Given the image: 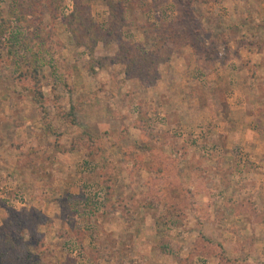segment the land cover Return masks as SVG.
Listing matches in <instances>:
<instances>
[{"label":"rangeland","instance_id":"1","mask_svg":"<svg viewBox=\"0 0 264 264\" xmlns=\"http://www.w3.org/2000/svg\"><path fill=\"white\" fill-rule=\"evenodd\" d=\"M79 1L0 0V264H264V0Z\"/></svg>","mask_w":264,"mask_h":264},{"label":"trees","instance_id":"2","mask_svg":"<svg viewBox=\"0 0 264 264\" xmlns=\"http://www.w3.org/2000/svg\"><path fill=\"white\" fill-rule=\"evenodd\" d=\"M74 1V4H73V12L71 13V22L73 25H76V24H79L80 27H81V31H84V29H86V31H84L86 34H94L95 36V42H97L98 39H103L102 37H107L109 35V33H113L114 34V26H116L115 23H111V27H108L109 28V31L106 33V30L104 31H101L99 29H97L95 26H94V23L92 22V19L89 15L87 14H84L83 12L79 11L80 10V1L79 0H73ZM41 4V5H40ZM125 4H127V2L125 3H121V2H117V3H111L109 2L108 3V7H109V11L113 14L114 17H116L115 19H117L118 21H122L123 19V9H125ZM51 5V8L49 7ZM61 5V2L60 0H34V4L32 6L33 9H37V7L39 6L41 9H46L48 11V13L51 15V18H55L56 17V13L58 11V8L60 7ZM82 10V9H81ZM33 14V13H32ZM37 15L38 18H41L42 16V12L41 13H38V14H35ZM116 20V21H117ZM1 21H4V20H1ZM4 23V22H3ZM71 24V25H72ZM112 26L114 27L112 29ZM83 28V30H82ZM128 75V74H127ZM140 75V74H139ZM143 79H142V78ZM141 77L139 76V78H141V84L144 82V80L146 81H149L148 85H150V83H152L149 78H148V75L145 74L144 76L141 75ZM105 199H108V198H105ZM110 200V199H109ZM85 204H83L84 206ZM80 206V205H79ZM78 211L75 210L76 213L79 214V216L81 215V210H82V213L86 210L85 207H79V209H77ZM80 212V213H79ZM24 213H28V212H25V211H22V212H18V216H22ZM29 214V213H28ZM15 217V216H14ZM9 221L7 222V224L9 225ZM18 225L20 226V229L22 230L24 227L21 226L20 223H18ZM159 233H160V230L158 228V231H157V236L159 237ZM8 250H10V247L7 248ZM16 249V248H15ZM24 252V261L27 260V262L29 264H39L38 262V259H41V254H38L37 255V260L33 259L31 257V253L29 252V250L27 248H25L23 250Z\"/></svg>","mask_w":264,"mask_h":264},{"label":"crops","instance_id":"3","mask_svg":"<svg viewBox=\"0 0 264 264\" xmlns=\"http://www.w3.org/2000/svg\"><path fill=\"white\" fill-rule=\"evenodd\" d=\"M254 193H253V196L251 198H258L259 197V194H256V193L254 194Z\"/></svg>","mask_w":264,"mask_h":264},{"label":"built area","instance_id":"4","mask_svg":"<svg viewBox=\"0 0 264 264\" xmlns=\"http://www.w3.org/2000/svg\"><path fill=\"white\" fill-rule=\"evenodd\" d=\"M19 204L21 205V206H23L24 205V203L21 201V202H19Z\"/></svg>","mask_w":264,"mask_h":264}]
</instances>
